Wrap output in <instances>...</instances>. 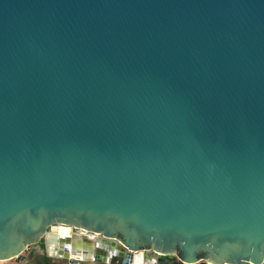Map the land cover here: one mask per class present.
<instances>
[{
	"label": "water",
	"instance_id": "obj_1",
	"mask_svg": "<svg viewBox=\"0 0 264 264\" xmlns=\"http://www.w3.org/2000/svg\"><path fill=\"white\" fill-rule=\"evenodd\" d=\"M41 240L264 262V0H0V259Z\"/></svg>",
	"mask_w": 264,
	"mask_h": 264
},
{
	"label": "built area",
	"instance_id": "obj_2",
	"mask_svg": "<svg viewBox=\"0 0 264 264\" xmlns=\"http://www.w3.org/2000/svg\"><path fill=\"white\" fill-rule=\"evenodd\" d=\"M56 226V225H55ZM54 226V227H55ZM53 227V228H54ZM57 227H59V225H57ZM67 233L68 234H83L85 231L84 230H81L80 232L78 231H75L73 229L72 226H67ZM57 229V228H55ZM90 237H94L93 234H90L89 235ZM103 254L107 255V256H111L115 254V252L111 249H108V248H104L103 249ZM70 258H66V259H52V262H57L58 264H84L85 262L86 263H91V264H118V262H106V263H103V262H87L84 260V258L82 256L78 257V258H75V261L74 262H71L69 260ZM30 259L25 255V258L24 259H18L17 257H10V258H4V259H0V264H30ZM181 262L182 264H200V263H187V262H184L182 261L180 258H177V259H174V260H171L170 262H167L169 264H174L175 262ZM144 264H158L156 261H146L144 262ZM162 264H166L165 262H163ZM221 264H231V263H221ZM243 264H264V262H260V263H257V262H252V261H248L246 263H243Z\"/></svg>",
	"mask_w": 264,
	"mask_h": 264
},
{
	"label": "bare ground",
	"instance_id": "obj_3",
	"mask_svg": "<svg viewBox=\"0 0 264 264\" xmlns=\"http://www.w3.org/2000/svg\"><path fill=\"white\" fill-rule=\"evenodd\" d=\"M64 226L65 225H62V224L59 225V228L61 230L60 229H58V230L61 233L67 232V229H69V228H67V226H65V227ZM54 235L55 234L52 232L51 236H54ZM60 236H58V237L60 238ZM63 237H65V238L72 237V239L74 240L72 242V245H74V246L77 245V250L74 248V250H76V252H75L76 254L75 255H82L81 253H84L85 251H89L90 248L92 247L91 242H88L87 240L83 239L82 234H68L67 233V235H65ZM90 239H92V237ZM57 240L58 239H56V240L50 239V243L49 244H50V251H52L51 253H53V252L57 253V252L60 251V240H58V241ZM143 260H144V258L142 256V254H138L136 256V262L140 263Z\"/></svg>",
	"mask_w": 264,
	"mask_h": 264
},
{
	"label": "rangeland",
	"instance_id": "obj_4",
	"mask_svg": "<svg viewBox=\"0 0 264 264\" xmlns=\"http://www.w3.org/2000/svg\"><path fill=\"white\" fill-rule=\"evenodd\" d=\"M57 225H59V224H57ZM39 242L35 243L33 245V247H32V249L36 247V251L35 252H32V250L28 249V250H25L24 253H23L24 255H26L31 260L30 264H40V263H44V262L47 261V259H45V256L48 257V255L46 253V250H45V248L42 249L39 246ZM84 264H88V263L85 262ZM89 264H91V263H89Z\"/></svg>",
	"mask_w": 264,
	"mask_h": 264
},
{
	"label": "trees",
	"instance_id": "obj_5",
	"mask_svg": "<svg viewBox=\"0 0 264 264\" xmlns=\"http://www.w3.org/2000/svg\"><path fill=\"white\" fill-rule=\"evenodd\" d=\"M39 246H40L42 249L45 248L44 240H41V241L39 242ZM35 251H36V247L32 249V252H35ZM45 259H47V261L44 262V263H40V264H58L57 262H52V259H51L50 257L45 256ZM174 264H182V263L177 261V262H175Z\"/></svg>",
	"mask_w": 264,
	"mask_h": 264
},
{
	"label": "flooded vegetation",
	"instance_id": "obj_6",
	"mask_svg": "<svg viewBox=\"0 0 264 264\" xmlns=\"http://www.w3.org/2000/svg\"><path fill=\"white\" fill-rule=\"evenodd\" d=\"M66 226V225H65ZM64 226V227H65ZM73 227V226H72ZM54 228H57V229H54V234H57L58 236H65V235H67V232H64V233H61L58 229H60L59 227H57V225L54 227ZM73 229L75 230V231H78V232H80L82 229H80V228H76V227H73ZM61 230V229H60ZM58 241V240H57ZM56 246V245H55ZM57 247V246H56ZM74 248L77 250V245L76 246H74Z\"/></svg>",
	"mask_w": 264,
	"mask_h": 264
},
{
	"label": "crops",
	"instance_id": "obj_7",
	"mask_svg": "<svg viewBox=\"0 0 264 264\" xmlns=\"http://www.w3.org/2000/svg\"><path fill=\"white\" fill-rule=\"evenodd\" d=\"M102 264V263H101Z\"/></svg>",
	"mask_w": 264,
	"mask_h": 264
}]
</instances>
